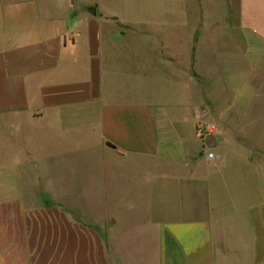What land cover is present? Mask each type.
<instances>
[{"label":"crops","instance_id":"0c3cea01","mask_svg":"<svg viewBox=\"0 0 264 264\" xmlns=\"http://www.w3.org/2000/svg\"><path fill=\"white\" fill-rule=\"evenodd\" d=\"M145 4L0 0V264H264V0Z\"/></svg>","mask_w":264,"mask_h":264},{"label":"rangeland","instance_id":"374dc122","mask_svg":"<svg viewBox=\"0 0 264 264\" xmlns=\"http://www.w3.org/2000/svg\"><path fill=\"white\" fill-rule=\"evenodd\" d=\"M94 1L103 8L115 9L116 12L118 13L117 17H119L120 15L121 17L120 19L126 23L131 22L132 24H134L133 23L134 21L135 22L138 21V26H136L138 27L137 30H140V27H141L139 23L143 21L144 23L149 22V21L150 22L154 21V20H151L150 18L148 19V21H146V17H147L146 14L148 11V6H146L145 4L146 0H125V6H123L122 0H94ZM221 12H220L221 16L220 14H217V16L215 17L216 20H218L219 17H223V13ZM220 28H222L223 30L224 23L222 24V27ZM234 37L237 40H241L239 34H235ZM232 163L236 164L235 161H233ZM234 166L235 165L229 167L232 169H228V170L224 169L225 178H226V181H228V183L232 181L233 186H234V183L236 184L241 183L242 186H239V188L241 189V188H245L246 186L251 185V183H253L252 179H254L255 182L257 181L253 173L255 172L254 167H251L250 169V168H245V166L241 165L237 169H234ZM236 192H237V189L235 188L231 189L230 198H228L229 196L228 197L226 196V198H224L225 195L224 194L222 195V198H224L223 200L224 210L221 213V217L225 215V216H229L230 218H232L229 224L227 225V227L228 229H232V232L234 231L233 233L234 235L232 236V240L230 244L231 246H233V248H235L234 250H236V252H234L233 256L231 257L232 263L239 261V259L241 258V253H240L241 252V239L243 238V236H245L244 232H246L247 229H251V228L258 230L257 227H259V225L261 224V222L259 223L256 220L255 213L253 211L252 212L249 211L251 209V206L248 205L250 201L244 200L243 196H241L238 199ZM242 230L244 232H242ZM249 233L251 232L249 231ZM260 239L261 237L259 236V240ZM259 242L260 241H258L257 245L261 246V243ZM258 252H259L258 254H260V252L262 253V248H260Z\"/></svg>","mask_w":264,"mask_h":264},{"label":"built area","instance_id":"2783aa9c","mask_svg":"<svg viewBox=\"0 0 264 264\" xmlns=\"http://www.w3.org/2000/svg\"><path fill=\"white\" fill-rule=\"evenodd\" d=\"M196 132H197L199 138L203 142H205V139L208 136H214L217 133V126L215 124H211V123L197 122ZM206 157L208 160H212L213 154L207 153Z\"/></svg>","mask_w":264,"mask_h":264},{"label":"water","instance_id":"95a60500","mask_svg":"<svg viewBox=\"0 0 264 264\" xmlns=\"http://www.w3.org/2000/svg\"><path fill=\"white\" fill-rule=\"evenodd\" d=\"M205 145L208 147V148H213L215 145H216V139L214 136H208L206 139H205Z\"/></svg>","mask_w":264,"mask_h":264}]
</instances>
